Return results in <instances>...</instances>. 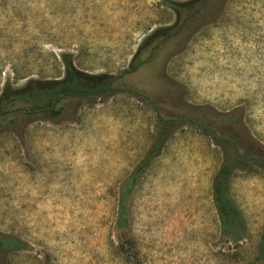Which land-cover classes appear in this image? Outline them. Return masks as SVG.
<instances>
[{"label":"rangeland","instance_id":"374dc122","mask_svg":"<svg viewBox=\"0 0 264 264\" xmlns=\"http://www.w3.org/2000/svg\"><path fill=\"white\" fill-rule=\"evenodd\" d=\"M165 1L185 0H0V97L8 83L63 78V54L87 74L121 76L117 91L73 101L59 116L20 106L0 115V235L23 243L0 252V264H264V169L233 173L248 225L235 242L213 199L224 148L190 123L161 143L118 226L121 185L181 97L243 109L264 147V0H228L169 61L178 90L150 63L126 73L142 42L175 22Z\"/></svg>","mask_w":264,"mask_h":264},{"label":"trees","instance_id":"16d2710c","mask_svg":"<svg viewBox=\"0 0 264 264\" xmlns=\"http://www.w3.org/2000/svg\"><path fill=\"white\" fill-rule=\"evenodd\" d=\"M228 0L165 1L176 20L173 24L155 29L140 45L126 73L139 71L147 64L158 79L170 82L178 90L180 85L167 73V64L185 50L193 36L206 25L216 22ZM65 75L57 80L29 79L24 86L13 88L6 84L0 97V115L20 106L27 114L51 113L59 116L67 105L75 101L107 96L118 90L121 76L87 74L76 69L70 54L62 55ZM155 62V63H154ZM154 63V64H153ZM182 108L168 118L161 117V129L156 144L147 159L121 185L118 226L127 225V201L139 178L146 171L150 159L160 150L161 143L178 123H190L222 145L225 160L213 181V199L220 220L221 232L235 242L242 240L248 225L242 209L232 195L234 171L241 166L255 165L264 169V147L255 140L245 122L243 109L220 112L211 105L192 106L181 97ZM60 107L56 109V106ZM23 249V243L14 236L0 235V252Z\"/></svg>","mask_w":264,"mask_h":264}]
</instances>
